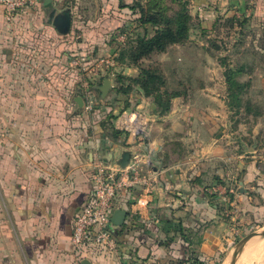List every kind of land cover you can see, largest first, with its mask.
Here are the masks:
<instances>
[{
  "label": "crops",
  "instance_id": "1",
  "mask_svg": "<svg viewBox=\"0 0 264 264\" xmlns=\"http://www.w3.org/2000/svg\"><path fill=\"white\" fill-rule=\"evenodd\" d=\"M137 1L148 0H39L11 21L0 5V264H190L194 254L203 264H220L229 242L227 207L254 212L257 197L264 199V157L251 140L258 132L234 125L239 112L229 105L230 66L209 41L243 0H188V40L156 56L165 90L178 93L170 111L160 114L133 84L129 101L155 120L150 140L142 145L123 132L109 135L118 114L107 104L118 96L115 81L106 99L84 96L71 61L108 51L107 33L134 26L138 15L125 6ZM76 3L87 10L83 22ZM127 67L135 78L138 69ZM253 85L264 94V78L250 77L245 90ZM136 150L151 154L153 177L148 187H126L117 200L116 210L127 212L123 227L113 225L117 251L78 248L74 221L94 204L95 159L112 154L115 162ZM225 186L229 195H222ZM141 197L146 204L138 205ZM262 243L252 239L239 263L244 254L245 264L256 258Z\"/></svg>",
  "mask_w": 264,
  "mask_h": 264
},
{
  "label": "rangeland",
  "instance_id": "2",
  "mask_svg": "<svg viewBox=\"0 0 264 264\" xmlns=\"http://www.w3.org/2000/svg\"><path fill=\"white\" fill-rule=\"evenodd\" d=\"M184 1H186L187 4L189 3L188 0ZM243 2L244 5L242 6V9L238 8L241 9V11L237 10L234 17L229 18L228 20L225 19L220 24L218 31L212 35L209 41H211V44L216 51V55H218L221 60H224V63L230 66L231 70H234V72H240L236 76V82L239 85L244 84L243 87H246L245 84L248 83L250 77L253 78V81H258L261 78H264V0H243ZM170 5L174 7L172 4ZM244 6L246 10L244 9ZM76 8L80 21L83 22L87 10L84 6L77 3ZM93 12L95 13V10ZM247 15H256L257 17L256 19L249 21L250 19H247ZM138 32L143 33V30L139 28L136 21L134 22V26L129 24L113 29L107 33L109 34L110 44L108 51L99 50L97 52H86L91 60L109 58L115 62V67L113 68L115 77L112 78V76H110L111 79H114L115 81V90L118 93V96L107 103L108 105H116L113 107L117 108L116 111H118L117 117L112 116L114 119L113 122L117 120L118 116L123 111L136 110L134 104L128 99L129 94L126 95L118 92L121 84L118 82L117 78L121 76L126 79V83H131V77L127 75L129 61L126 58H123L122 54L134 44ZM161 54L163 53L157 55L159 56ZM157 55L154 56V62L161 66V61L157 58ZM79 78L80 81H77L80 84L79 87H81L83 81H81L82 77L80 75ZM102 81L103 80L94 82V88L90 89L97 96V99H100L101 96L99 91L96 90V86L101 84ZM165 87L166 85L159 86L156 90L159 88L163 90ZM253 87L254 88H250L249 90L243 88L242 91L237 89L236 94L241 101V106L239 109L236 107L232 108L239 112L236 114L237 118L235 117L233 119L235 120L234 125L236 127L243 125L246 129L254 128V130L258 132V134L251 137L252 144L254 143L255 146L252 150L257 152L256 155L264 157V94H258L260 89L258 87L255 88V85H253ZM82 89L85 93L84 88ZM84 96H86V94H84ZM240 96H245V99H241ZM247 109L250 111H247ZM262 166L264 168V163ZM225 184H222V186ZM223 189L222 195H229L228 186L223 187ZM234 192V194L237 193L236 187ZM253 207L255 210L254 212L249 210L248 212H240L236 206L227 207L228 211L225 219L228 227L227 238L229 242L225 244L223 249V261L220 264H224L225 262L231 264V257L240 241L254 231L264 230V199H259L257 197V201L254 202ZM262 244L264 245V243ZM252 246H256L255 243ZM261 246L262 245H259V249L257 252L255 251L256 258L251 259L247 264H264V250H260L262 248ZM244 258L245 254L241 259V262L238 264H245Z\"/></svg>",
  "mask_w": 264,
  "mask_h": 264
},
{
  "label": "built area",
  "instance_id": "3",
  "mask_svg": "<svg viewBox=\"0 0 264 264\" xmlns=\"http://www.w3.org/2000/svg\"><path fill=\"white\" fill-rule=\"evenodd\" d=\"M38 1L0 0V5L5 9L7 20L11 21L19 12L38 5ZM68 1L75 4L77 0ZM71 66L82 77V88L87 97L93 94L90 89L94 88V82L104 80L107 75L115 77L113 72L115 62L109 58L91 60L87 54L77 55L71 61ZM85 107L88 112H92L95 104L88 99ZM154 122L152 116H147L136 108V110L123 111L114 125L116 130L131 135L138 144L145 145L150 140ZM131 154L130 164L125 170L118 168L113 160L109 161L106 155L95 159L93 164L94 204L81 210L74 221L73 241L78 248L96 244L106 252L117 251V242L112 234L114 226L111 222L112 215L117 209V200L126 187H148L153 177L151 154H144L138 150L132 151ZM213 193L216 194V190ZM137 203L138 205L146 204V198L141 197Z\"/></svg>",
  "mask_w": 264,
  "mask_h": 264
},
{
  "label": "trees",
  "instance_id": "4",
  "mask_svg": "<svg viewBox=\"0 0 264 264\" xmlns=\"http://www.w3.org/2000/svg\"><path fill=\"white\" fill-rule=\"evenodd\" d=\"M125 7L130 8L134 15H138L136 22L143 33L138 32L134 44L122 54L123 58L129 61V66L138 69V75L131 78L129 84L126 83L125 78L118 77V82L121 84L118 92L128 95L134 84L144 89V93L155 103L158 112L164 115L170 111L172 99L177 97L178 93L165 90V88L156 90L159 86H165L166 82L162 67L154 62V56L166 52L173 45L183 44L188 40L192 28V16L188 4L184 0H148L146 2L137 1L132 6ZM239 73L231 68H227L225 72L230 95L229 105L231 108L238 109L241 101L236 91L237 89L242 91L245 88L236 82V76ZM240 90L238 91L241 92ZM247 111L250 110L247 109ZM107 129L110 130L111 137H118L122 134L110 124ZM189 263L203 264L198 257H195V254Z\"/></svg>",
  "mask_w": 264,
  "mask_h": 264
},
{
  "label": "water",
  "instance_id": "5",
  "mask_svg": "<svg viewBox=\"0 0 264 264\" xmlns=\"http://www.w3.org/2000/svg\"><path fill=\"white\" fill-rule=\"evenodd\" d=\"M101 93V98L106 99L110 92L112 91V79L110 75H107L104 81L100 86L96 87ZM76 102L80 108L84 107V101L82 97L76 98ZM132 154L129 151H125L119 160L115 161V164L118 168L125 170L128 168L130 161H131ZM113 156L110 154L108 156V160L112 161ZM127 218V212L125 210L119 209L116 210L111 218V222L115 227L121 228L125 225ZM254 238H264V230L263 231H254L245 238H243L240 243L238 244L233 256L231 257V264H238L240 257L245 251L246 246L248 243ZM81 264H91L88 260H83Z\"/></svg>",
  "mask_w": 264,
  "mask_h": 264
},
{
  "label": "bare ground",
  "instance_id": "6",
  "mask_svg": "<svg viewBox=\"0 0 264 264\" xmlns=\"http://www.w3.org/2000/svg\"><path fill=\"white\" fill-rule=\"evenodd\" d=\"M254 239H256V238H254Z\"/></svg>",
  "mask_w": 264,
  "mask_h": 264
}]
</instances>
